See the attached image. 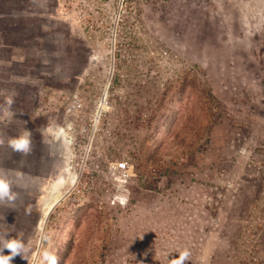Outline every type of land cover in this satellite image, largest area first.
I'll use <instances>...</instances> for the list:
<instances>
[{
  "label": "rangeland",
  "instance_id": "rangeland-1",
  "mask_svg": "<svg viewBox=\"0 0 264 264\" xmlns=\"http://www.w3.org/2000/svg\"><path fill=\"white\" fill-rule=\"evenodd\" d=\"M0 123L12 264H264V0H0Z\"/></svg>",
  "mask_w": 264,
  "mask_h": 264
},
{
  "label": "clouds",
  "instance_id": "clouds-1",
  "mask_svg": "<svg viewBox=\"0 0 264 264\" xmlns=\"http://www.w3.org/2000/svg\"><path fill=\"white\" fill-rule=\"evenodd\" d=\"M11 97H8L5 101L4 111L9 113L11 106L13 104ZM31 132L26 130L25 134L19 138L11 139L9 141V146L16 152L22 154H28L31 150V141H30ZM3 143V141H0ZM19 194L15 193L11 189L10 181L0 178V204L15 205ZM5 250H8L10 254L5 255ZM30 249L28 246L19 238H11L7 234L2 241V246H0V264H12L16 257H21L24 260H27V255ZM190 257V252L185 250L181 252L178 258H174L171 261V264H185ZM50 264H57V259L54 256H50ZM143 264V262H141Z\"/></svg>",
  "mask_w": 264,
  "mask_h": 264
},
{
  "label": "crops",
  "instance_id": "crops-1",
  "mask_svg": "<svg viewBox=\"0 0 264 264\" xmlns=\"http://www.w3.org/2000/svg\"><path fill=\"white\" fill-rule=\"evenodd\" d=\"M196 15V14H195ZM212 18V17H211ZM214 18V17H213ZM194 19H196L195 17H193V15H191V16H185L184 17V21H188V20H190L191 21V27H192V31H190L191 29L189 28V26H188V24L190 23H187L186 24V29H187V32L189 31V32H191L192 33V35L193 36H196V34L197 33H199V31H201V29H202V27H203V25H204V22L205 21H203L202 20V18H200L199 17V15H198V19H197V22L194 20ZM200 20V21H199ZM211 21H212V23L211 22H209L208 21V23H209V27L207 28V31L206 32H203V33H206V35H211L212 34V29H213V22H214V19H210ZM192 21H194L193 22V24H192ZM13 74V73H12ZM47 82V85L50 83V80H47L46 81ZM6 84H8L10 87H11V85H13V84H16V85H18L19 87H24V91L25 92H21V94H15L16 95V97L17 98H21V97H32L33 96V94L35 93H37V91H38V83H36V82H32V81H30V80H28V79H24V78H20V77H17V78H15V79H11V80H8L7 82H6ZM22 89V88H21ZM33 90H35V92L33 91ZM29 95V96H28ZM1 124V123H0ZM16 124L17 123H12V124H10V125H8V126H6V127H4V128H2L1 130L2 131H5V130H7V131H9V132H12V130H15L17 127H16ZM14 133V132H13ZM14 136L16 137L17 136V134L16 133H14ZM6 138H8V137H10V136H5ZM0 141H3V138L1 139L0 138Z\"/></svg>",
  "mask_w": 264,
  "mask_h": 264
},
{
  "label": "trees",
  "instance_id": "trees-1",
  "mask_svg": "<svg viewBox=\"0 0 264 264\" xmlns=\"http://www.w3.org/2000/svg\"><path fill=\"white\" fill-rule=\"evenodd\" d=\"M58 260H59V259H58ZM58 262H59V261H57V264H59ZM49 264H50V263H49Z\"/></svg>",
  "mask_w": 264,
  "mask_h": 264
}]
</instances>
